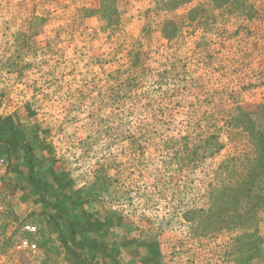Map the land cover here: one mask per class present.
<instances>
[{
	"label": "rangeland",
	"instance_id": "obj_1",
	"mask_svg": "<svg viewBox=\"0 0 264 264\" xmlns=\"http://www.w3.org/2000/svg\"><path fill=\"white\" fill-rule=\"evenodd\" d=\"M246 1L249 17L208 0H114L106 15L100 0H0V102L43 129L68 212L6 159L0 264H264V210L246 228L197 222L235 177L222 162L252 149L238 119L264 133V0Z\"/></svg>",
	"mask_w": 264,
	"mask_h": 264
},
{
	"label": "trees",
	"instance_id": "obj_2",
	"mask_svg": "<svg viewBox=\"0 0 264 264\" xmlns=\"http://www.w3.org/2000/svg\"><path fill=\"white\" fill-rule=\"evenodd\" d=\"M212 5L226 9H239L240 15L249 17L252 13L243 11V8L247 6L246 0H208ZM114 0H100L99 12L101 14L116 13V8H111ZM234 4L235 6H228ZM234 7V8H233ZM217 9V8H216ZM193 15V11L190 12ZM244 117L238 119L241 131L246 136L252 149L248 152H243L239 157L231 156L226 161H223L220 169L225 173H231L232 169L238 167L235 170V177L228 182L222 190L219 202L216 204L214 200L215 194L210 195L211 202L208 209H203L198 215V224H201L203 229L207 226H212L214 229H220L224 227L231 228H246L257 221V213L259 210H264V187L260 184L263 181L264 175V133L256 128L251 118L243 114ZM237 120V119H235ZM232 162V164H230ZM234 165V167L232 166ZM230 167L232 169L230 170ZM221 175L219 171L218 175ZM216 188H213V192ZM192 212L191 214H193ZM113 226L119 224V219L115 216L105 217L98 221V224H94V227L100 229L103 235H107V229L110 224ZM81 224V223H80ZM206 231V230H204ZM75 230L72 229V233ZM135 246L138 248H144L146 250L145 255L142 257L145 261H155L160 257L159 244L155 240H135ZM260 250L259 248H256ZM264 258V250L262 252ZM256 253L252 251L250 256L243 260L242 263H247L252 259ZM145 258V259H144Z\"/></svg>",
	"mask_w": 264,
	"mask_h": 264
},
{
	"label": "crops",
	"instance_id": "obj_3",
	"mask_svg": "<svg viewBox=\"0 0 264 264\" xmlns=\"http://www.w3.org/2000/svg\"><path fill=\"white\" fill-rule=\"evenodd\" d=\"M4 103L0 102V156L10 159L9 165L27 176L28 186L36 187L32 191L34 196L44 200L45 205L55 207L58 217L64 212L67 214V205L62 201L66 196L61 193L66 180H61L63 174L49 160L51 145L46 142L43 129L36 121L24 117L20 110L6 109ZM139 253L144 256L146 250L139 248Z\"/></svg>",
	"mask_w": 264,
	"mask_h": 264
},
{
	"label": "built area",
	"instance_id": "obj_4",
	"mask_svg": "<svg viewBox=\"0 0 264 264\" xmlns=\"http://www.w3.org/2000/svg\"><path fill=\"white\" fill-rule=\"evenodd\" d=\"M6 167H7V160H6V158L0 156V180H1V176L3 175ZM24 229L27 232H30V233H33V232L36 231L35 226H31V225H25L24 226ZM24 245H26V241H22L21 244H20V246H24Z\"/></svg>",
	"mask_w": 264,
	"mask_h": 264
}]
</instances>
